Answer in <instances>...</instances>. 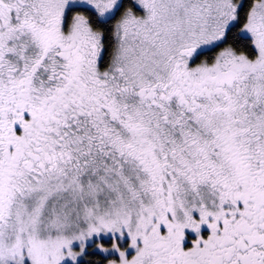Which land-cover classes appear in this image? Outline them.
I'll use <instances>...</instances> for the list:
<instances>
[{
    "label": "snow or ice",
    "instance_id": "snow-or-ice-1",
    "mask_svg": "<svg viewBox=\"0 0 264 264\" xmlns=\"http://www.w3.org/2000/svg\"><path fill=\"white\" fill-rule=\"evenodd\" d=\"M0 264H264V0H0Z\"/></svg>",
    "mask_w": 264,
    "mask_h": 264
}]
</instances>
